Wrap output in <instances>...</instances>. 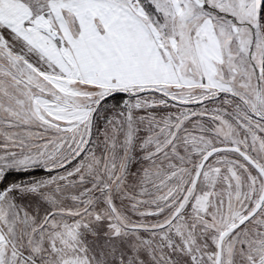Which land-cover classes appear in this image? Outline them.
I'll use <instances>...</instances> for the list:
<instances>
[{
    "label": "rangeland",
    "instance_id": "obj_1",
    "mask_svg": "<svg viewBox=\"0 0 264 264\" xmlns=\"http://www.w3.org/2000/svg\"><path fill=\"white\" fill-rule=\"evenodd\" d=\"M123 1L175 78L108 84L115 69L93 56L79 66L60 39L68 85L25 95L2 81L0 179L40 170L0 189V264H264V121L241 101L264 113L263 0ZM63 108L68 121L47 114Z\"/></svg>",
    "mask_w": 264,
    "mask_h": 264
},
{
    "label": "crops",
    "instance_id": "obj_2",
    "mask_svg": "<svg viewBox=\"0 0 264 264\" xmlns=\"http://www.w3.org/2000/svg\"><path fill=\"white\" fill-rule=\"evenodd\" d=\"M46 6L48 11L39 14L25 0H0V59L7 54L15 58L10 65L0 60V84L4 83L2 81L12 84L14 93L20 91L26 95L33 89L44 95L43 91L50 84L68 85L72 66L61 40L74 48L79 66L93 56L95 65L105 63L104 68L115 69L117 79L108 84L165 83L175 78L172 59L161 54L148 19L130 3L123 0H47ZM98 38L103 45L97 43L95 39ZM193 45L197 51L199 45L195 40ZM200 50L207 58H214L215 50ZM211 51L214 54H210ZM86 52L90 53L88 57ZM2 67L12 70L9 73L12 76L3 73ZM5 91L7 89H3ZM38 109L36 103L33 113ZM47 114L68 121L69 108L60 109L56 114L48 110Z\"/></svg>",
    "mask_w": 264,
    "mask_h": 264
},
{
    "label": "trees",
    "instance_id": "obj_3",
    "mask_svg": "<svg viewBox=\"0 0 264 264\" xmlns=\"http://www.w3.org/2000/svg\"><path fill=\"white\" fill-rule=\"evenodd\" d=\"M260 18L262 19L261 21H262L263 27H264V0L262 1V5H261ZM263 30H264V28H263ZM263 71H264V64H263ZM141 93H143V92H141ZM127 94L128 93H126V92H119L118 91V92L111 93V94H108V95L104 96L102 99L99 100L100 102H99L98 106L96 107V110L99 108V106L104 101H107L109 98L118 97V99H121V97H125V95H127ZM117 102H119V101H117ZM96 110H95V112H96ZM95 112H94V114H95ZM94 114H93V116H94ZM39 170H40V168H34L32 170H29V171H22V170H8V171H5L3 176L0 179V189H4L10 184H14V183H18L20 181H23V179H25L28 175H30V173H34V176H36L39 173Z\"/></svg>",
    "mask_w": 264,
    "mask_h": 264
},
{
    "label": "flooded vegetation",
    "instance_id": "obj_4",
    "mask_svg": "<svg viewBox=\"0 0 264 264\" xmlns=\"http://www.w3.org/2000/svg\"><path fill=\"white\" fill-rule=\"evenodd\" d=\"M234 23L237 24V20H236L235 18H234ZM241 24H244L245 26H249V27L251 28V25H249V23L246 22V21L241 22ZM236 32H237V31H236ZM236 39H237V41H239V40H240V37L237 35ZM251 50H252V45H250V46L248 47V52H247V53H249L248 55L251 54ZM250 56H251V55H250ZM255 72H256V74H257L256 69H255ZM221 94H223V93H221ZM238 98H239V97H238ZM240 99H241V98H240ZM241 101L243 102V104H245V106H246L248 112L250 113V115H251L253 118L258 119V120H264V113L259 109L258 100H257V104H256V107H257V108H256V111L250 109L249 106L246 104V102H245L243 99H241Z\"/></svg>",
    "mask_w": 264,
    "mask_h": 264
},
{
    "label": "water",
    "instance_id": "obj_5",
    "mask_svg": "<svg viewBox=\"0 0 264 264\" xmlns=\"http://www.w3.org/2000/svg\"><path fill=\"white\" fill-rule=\"evenodd\" d=\"M193 1H194L196 4H198L199 6H203V5H204V1H203V0H193ZM99 102H100V101L97 102V104L95 105V107H94V109H93V111H92V113H91L89 127L91 126V121H92V118H93V114H94V112H95V110H96V107L98 106ZM89 136H90V131H89ZM208 156H209V154H206V156L202 159V162H201V163H203L204 160H205ZM263 181H264V175H263Z\"/></svg>",
    "mask_w": 264,
    "mask_h": 264
}]
</instances>
